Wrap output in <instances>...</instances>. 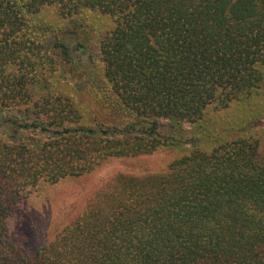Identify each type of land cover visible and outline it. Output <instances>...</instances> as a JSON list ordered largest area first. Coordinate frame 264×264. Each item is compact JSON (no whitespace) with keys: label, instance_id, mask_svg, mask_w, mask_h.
<instances>
[{"label":"trees","instance_id":"obj_1","mask_svg":"<svg viewBox=\"0 0 264 264\" xmlns=\"http://www.w3.org/2000/svg\"><path fill=\"white\" fill-rule=\"evenodd\" d=\"M50 5L71 17L87 11L112 19L95 53L82 40L86 26L81 41L71 45L63 34L53 45L64 65L105 88L128 117L121 127L68 125L54 131L58 137L27 143L7 138L5 127L45 131L53 124L45 114L29 104L17 119L0 114V264H264V138L199 144L211 107L227 108L264 86V0H0V105L31 95L24 82L35 72L17 46L26 16ZM94 58L99 81L88 65ZM55 95L38 98L67 100ZM261 120L253 113L243 123L256 129ZM99 136L111 144L92 148L87 140ZM187 143L193 149L163 172L112 176L98 201L32 255L11 238L6 217L42 179L52 184L107 156Z\"/></svg>","mask_w":264,"mask_h":264},{"label":"rangeland","instance_id":"obj_2","mask_svg":"<svg viewBox=\"0 0 264 264\" xmlns=\"http://www.w3.org/2000/svg\"><path fill=\"white\" fill-rule=\"evenodd\" d=\"M25 21L20 34L24 43L17 47H22L19 55L22 52L28 54L26 59L32 65L30 67L32 74L35 72L34 76L29 75L24 82L25 93L31 95L25 96L17 103L3 100L0 114L11 113L17 119L18 110H23L29 104L30 107L35 106L33 107L35 111H42L45 114L44 121L53 124L45 131L38 127L19 132L15 131V127L13 131L8 124L5 127L7 132L1 133L10 140L18 138L27 143H42L49 136L58 137L54 131H61L62 127L68 125L89 128L97 125L103 127L124 125L128 114L116 108L114 98L109 99L113 95L106 94L105 88L94 85L96 82H85L79 71L64 65L59 48L53 45L54 36L61 37L63 34L68 37L71 45L81 41L82 38L78 36L86 26L89 34L82 40H85L90 45V51L95 53L96 38L112 28V19L107 15H96L87 11L71 17L62 14L58 6L50 5L42 7L34 16H26ZM16 61L10 68L16 72L22 71L19 57ZM88 65L94 69L99 81L101 77L99 62L94 58ZM3 94L0 92V99ZM41 94L47 97L58 94L67 97V100L42 101L38 98ZM51 109H61L63 115L68 110L72 115L68 116L67 113V116L58 118L52 114ZM253 113L262 118L261 122H256V129H251L248 124L243 123L247 121L248 115ZM206 115L203 124L205 134L200 136L199 140L202 146L211 148L226 136L230 138L256 134L257 137L264 138V86L248 99L232 102L227 108L211 107ZM110 137H92L87 141L91 143L92 148H106L111 144ZM79 141L81 145L86 146L85 139L80 138ZM193 147L192 143H187L160 147L149 154L107 156L81 176L66 177L52 184L42 179L6 217L11 238L22 248L24 255H32L41 245L54 240L57 232L85 212L88 205L95 200L98 201L100 198L97 192L104 191L112 176L118 173L140 175L146 172H163L171 162L187 154Z\"/></svg>","mask_w":264,"mask_h":264}]
</instances>
